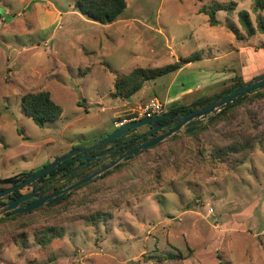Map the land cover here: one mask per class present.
Segmentation results:
<instances>
[{"label": "rangeland", "instance_id": "374dc122", "mask_svg": "<svg viewBox=\"0 0 264 264\" xmlns=\"http://www.w3.org/2000/svg\"><path fill=\"white\" fill-rule=\"evenodd\" d=\"M125 1L115 23L100 25L74 11L73 0H0V181L94 145L152 99L165 112L200 109L199 99L264 73V34L246 38L237 20L245 10L256 26L252 0ZM231 3L211 27L202 11ZM258 14L264 19V9ZM174 64L180 69L144 83L130 100L114 96L121 76ZM259 91L56 205L0 216V264H264ZM37 92L62 110L42 127L21 107L24 94Z\"/></svg>", "mask_w": 264, "mask_h": 264}, {"label": "trees", "instance_id": "16d2710c", "mask_svg": "<svg viewBox=\"0 0 264 264\" xmlns=\"http://www.w3.org/2000/svg\"><path fill=\"white\" fill-rule=\"evenodd\" d=\"M253 3V11L256 13V26L254 27L249 13L245 10H241L238 12V24L241 27L242 31L246 35V38L252 37L256 32L260 34H264V19L258 14V11L264 9V3L262 0H252ZM236 6L234 3H231L230 6L225 5H216L211 10H203L202 14L208 17V24L211 27H215L219 25L218 20L216 19V12L225 11L230 12L233 10V7ZM73 8L74 11L78 12L81 16L86 18L87 20L97 23L100 25H110L115 23L121 15L124 13L126 9V1L125 0H73ZM232 34L235 36L236 40H242L244 37L240 35V33L236 29L230 30ZM199 60V59H194ZM188 62H193V60H189ZM180 69L179 64L169 65L162 68L155 69H140L137 68L129 75L121 76L114 83V96L122 97L127 100H130L132 96L137 94L144 86V83L149 82L151 80H155L159 77L166 76L176 70ZM244 83L243 80L237 78L236 81L227 89L220 92L219 94L211 97V98H202L198 100L199 106L208 105L213 101L226 96L227 94L233 92L235 89L240 87ZM262 94L261 91H255L249 96H246L240 99L235 104L225 108L221 112H219L214 119L210 122L217 121L218 119H222L226 117L232 110L241 105L248 98H256ZM21 107L23 108L25 115L31 119V121L38 127L44 126L45 123L54 121L58 119L62 113L60 106L55 104L51 98L49 93L47 92H37V93H27L21 97ZM197 108L195 106H179L175 109L168 110L165 113H178L179 115H186L193 111H196ZM164 113V114H165ZM116 128H113L114 131ZM145 129V127H144ZM143 129V130H144ZM142 130V131H143ZM141 132V131H139ZM197 132V131H196ZM195 132V133H196ZM108 133V134H110ZM192 133V134H195ZM108 134L103 136L101 139L105 138ZM135 135H130L127 133L120 137L117 140H114L110 143H107L101 146L98 150H104L110 146L115 144H119L122 142H129L134 139ZM100 139V140H101ZM95 141L94 143H96ZM125 149V148H124ZM97 150V151H98ZM115 159V158H113ZM125 160H129L126 158ZM70 167L71 165H66ZM66 167V168H67ZM95 217L93 218L94 221ZM50 242V239L46 241H40V244L45 245ZM220 264H223L220 262Z\"/></svg>", "mask_w": 264, "mask_h": 264}, {"label": "water", "instance_id": "95a60500", "mask_svg": "<svg viewBox=\"0 0 264 264\" xmlns=\"http://www.w3.org/2000/svg\"><path fill=\"white\" fill-rule=\"evenodd\" d=\"M261 89H264V73L250 79L249 81L244 82L240 87L235 89L233 92L227 94L226 96L221 97L208 105H203L202 108L196 111H193L189 114L179 115V114L165 113L160 116L153 117V118H144L138 121L124 123L120 125L119 127H117L110 134H108L105 138L97 141L91 147L74 149L70 153L65 154L59 158H56L53 162H51L47 166H44L40 170L34 173H31V174H28L29 181L24 183V185L34 183L36 180L40 179L41 177L46 176L52 171L57 170L61 165H65L68 162L74 160L75 158L84 160L85 157L82 156L83 153H89L93 150H96L107 143H110L114 140L119 139L120 137L129 133L130 131L136 130L141 127H149L151 130L145 135L137 139L138 141H140L144 139V137L152 133L159 132L163 127H165L166 125L159 126V123L162 120H168L169 123L167 125L173 126V128L158 135L157 137L153 139H150L143 143L139 142L135 144L132 148L123 151L121 154L117 156L116 160L112 164H109L97 171H94L82 179H77L76 181L72 182L67 187L58 191L55 194L54 199H50L51 197L50 198L43 197L41 194L38 193V190H35L34 192L28 195L19 197L17 200L13 202H9L5 209V212H8V214L5 216L11 217L14 215L26 214L34 210L40 209L42 207L56 205L62 202L64 198L70 192H72L79 186L92 181L94 178L102 175L103 173L109 170L118 169L126 158L130 159L134 157L135 155H137L140 151L150 149L169 138H175L176 136L180 134L188 135V134H191V133H194L200 130L207 122L213 120V118L219 112L235 104L240 99L246 96H249L255 91H258ZM128 145L129 143H126L117 148L127 147ZM114 149L109 150L106 153H109L113 151ZM76 153H79V155H77L76 157H73L74 154ZM10 182H11V179L0 181L1 184H8ZM11 191H13V189L5 190L4 192H1L0 197L4 196L5 194L10 193ZM30 199H34V201L32 203L25 204L24 206L19 207L20 203H24Z\"/></svg>", "mask_w": 264, "mask_h": 264}, {"label": "flooded vegetation", "instance_id": "af4514ba", "mask_svg": "<svg viewBox=\"0 0 264 264\" xmlns=\"http://www.w3.org/2000/svg\"><path fill=\"white\" fill-rule=\"evenodd\" d=\"M172 114H178V113H172ZM168 123H169L168 120L160 121L159 126H164V125L166 126L163 127L159 132L152 133L144 137V139L140 141H138L137 139L145 135L146 133H148L151 129L149 127H145V129L141 132H137V130L140 128L130 131L129 132L130 135H133V134L135 135L134 139H132L131 141L115 144L104 150L99 151L98 150L99 148H98L89 153H83L82 156L85 157L84 160L75 158L74 160L68 162L67 164L61 165L57 170L52 171L46 176L41 177L40 179L36 180L34 183L24 185V183L29 181L28 174H20L18 176H14L11 178V182L8 184L0 183V193L4 192L5 190L13 189V191H11L10 193L5 194L4 196L0 197V216H5L8 214V212H5V209L9 202H13L17 200L19 197L28 195L34 192L35 190H38V193L41 194L43 197H49V198L51 197L50 199H54L55 194L58 191L67 187L72 182L76 181L77 179H82L85 176L91 174L92 172L97 171L109 164H112L116 160L117 156L121 154L123 151L132 148L135 144L139 142L141 143L146 142L172 129L173 126H168L167 125ZM126 143H129L127 147L117 148ZM89 146H92V145H89ZM112 149L114 150L109 153H106L107 151L112 150ZM77 155H79V153L74 154L73 157H76ZM113 155L115 156V159L110 161L109 158L110 156H113ZM66 165H71V166L67 167ZM31 173H34V172H31ZM33 201L34 199H30L24 203H20L19 207H22L25 204L32 203Z\"/></svg>", "mask_w": 264, "mask_h": 264}, {"label": "built area", "instance_id": "2783aa9c", "mask_svg": "<svg viewBox=\"0 0 264 264\" xmlns=\"http://www.w3.org/2000/svg\"><path fill=\"white\" fill-rule=\"evenodd\" d=\"M164 113H165V111L163 109V105L158 100L152 99L146 104V106L143 110V114L140 117H135L133 119L118 123L117 127H118V125H122L126 122L138 121L140 118H142V119L153 118V117L160 116Z\"/></svg>", "mask_w": 264, "mask_h": 264}]
</instances>
